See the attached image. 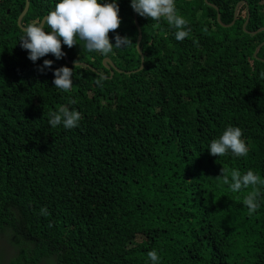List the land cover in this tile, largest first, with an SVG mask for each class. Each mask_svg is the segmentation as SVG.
I'll use <instances>...</instances> for the list:
<instances>
[{"label":"trees","instance_id":"1","mask_svg":"<svg viewBox=\"0 0 264 264\" xmlns=\"http://www.w3.org/2000/svg\"><path fill=\"white\" fill-rule=\"evenodd\" d=\"M29 1L24 27L56 2ZM207 2L217 10L175 0L190 28L176 41L166 20L118 0L121 23L108 36L132 44L108 56L62 44L75 66L51 54L30 61L17 42L25 0H0V236L18 244L0 264H149L150 250L160 264H264V184L249 215L252 186L233 192L220 176L264 178V45L254 55L264 0ZM44 59L73 68L70 91L38 70ZM61 105L81 113L78 127H48ZM228 125L242 130L246 156L209 154Z\"/></svg>","mask_w":264,"mask_h":264},{"label":"clouds","instance_id":"2","mask_svg":"<svg viewBox=\"0 0 264 264\" xmlns=\"http://www.w3.org/2000/svg\"><path fill=\"white\" fill-rule=\"evenodd\" d=\"M130 7L140 17L150 18L159 22L161 19L175 29L174 39L184 40L190 32L187 20L180 14L175 6V0H129ZM118 0H56L54 9L49 11L43 21L28 23L22 28V35L18 38L20 47L27 52V58L35 63L39 58L51 54L56 60H60L65 52L61 45L71 48L78 41H83V46L89 52H97L102 56H108L114 49H123L131 43L127 36L114 33L110 42L108 33L116 30L121 19L118 15ZM44 25L49 30H45ZM17 44V43H16ZM77 65V62H73ZM53 60L44 59L38 66L43 73L51 69ZM53 73L52 85L62 92H68L73 86V68L60 66L51 69ZM104 77L100 76L95 83L102 86ZM81 113L66 105H61L56 112L50 114L47 125L50 128L58 126L64 129L78 127ZM212 156L221 157L231 154L235 157H243L248 153V146L242 138V130L239 127L228 125L221 134L212 139L207 147ZM223 182L233 192L252 186L253 190L244 197L242 203L247 208L249 215L255 213L261 206L256 190L258 184H264L261 178L249 169L241 172L233 169L230 174L224 175L221 171ZM41 209V212H45ZM149 264H160V256L156 250L147 253Z\"/></svg>","mask_w":264,"mask_h":264},{"label":"water","instance_id":"3","mask_svg":"<svg viewBox=\"0 0 264 264\" xmlns=\"http://www.w3.org/2000/svg\"><path fill=\"white\" fill-rule=\"evenodd\" d=\"M205 1H206V3H207L209 6L215 8V9L217 10V8H216L214 5H212L211 3H208L207 0H205ZM29 4H30V1H29V0H25V6H24V9L22 10L21 14L19 15V17H18V19H17V25H18V27H19L21 30H22V28L24 27V26L22 25L21 21H22L23 17L25 16V14H26L27 11H28ZM240 4H241V3H238V4L235 6V8H234V13H233V19H232V22H231L230 24H228V25H222V26L230 27V26H232V25L235 23V21H236V17H237V9H238V7H239ZM134 14H135V12H134ZM45 16H46V15H45ZM45 16H44V17H45ZM44 17L41 19V21H43ZM135 20H136V18H135ZM217 20H218V21L220 20V18H219V13H217ZM248 20H249V13H248V9H247V17H246V20H245V22H244V24H243V29L245 28V26H246ZM137 31H138V37H137V40H136V50H137V52H138L139 55H140V68H142V67H143V62H144V57H143V55H142L141 52H140V41H141L142 34H141V31H140L139 27H137ZM262 45H264V42H262L260 45L257 46V48L255 49L254 55L257 54L258 50L260 49V47H261ZM63 57H64L65 61L67 62V64H70V65L73 64V65H74V63H71V62L67 59L66 54H65ZM102 63H103L104 66H107L106 63H110V65L113 66L112 63H111V62L109 61V59H107V58H104V59L102 60ZM77 64H80V63H77ZM82 65H83V66H86V64H82ZM107 68H109V66H107ZM110 74L112 75V72H110Z\"/></svg>","mask_w":264,"mask_h":264},{"label":"rangeland","instance_id":"4","mask_svg":"<svg viewBox=\"0 0 264 264\" xmlns=\"http://www.w3.org/2000/svg\"><path fill=\"white\" fill-rule=\"evenodd\" d=\"M16 241V236L13 233H11L10 235H1L0 252H6L9 255H13L15 251L12 249V247L18 245Z\"/></svg>","mask_w":264,"mask_h":264},{"label":"flooded vegetation","instance_id":"5","mask_svg":"<svg viewBox=\"0 0 264 264\" xmlns=\"http://www.w3.org/2000/svg\"><path fill=\"white\" fill-rule=\"evenodd\" d=\"M9 256H11V255H9L8 253H6V252H0V258L1 259H7Z\"/></svg>","mask_w":264,"mask_h":264}]
</instances>
